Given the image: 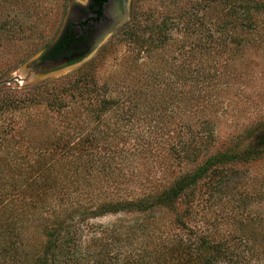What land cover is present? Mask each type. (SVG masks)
I'll list each match as a JSON object with an SVG mask.
<instances>
[{"label":"trees","instance_id":"obj_1","mask_svg":"<svg viewBox=\"0 0 264 264\" xmlns=\"http://www.w3.org/2000/svg\"><path fill=\"white\" fill-rule=\"evenodd\" d=\"M25 1L0 0L2 55L32 39L10 16ZM103 1H90L97 16ZM160 1L157 21L135 6L121 67L104 80L96 57L22 89L0 74V132L9 117L22 124L16 141L0 133V264H264V200L227 194L242 167L264 161V133L242 143L259 106L231 96L253 75L244 61L260 54L264 0ZM86 34L40 32L30 53L42 45L43 60L71 63ZM226 116L252 119L232 146L213 125ZM105 215L117 217L91 222Z\"/></svg>","mask_w":264,"mask_h":264},{"label":"rangeland","instance_id":"obj_2","mask_svg":"<svg viewBox=\"0 0 264 264\" xmlns=\"http://www.w3.org/2000/svg\"><path fill=\"white\" fill-rule=\"evenodd\" d=\"M162 2L167 4L168 0ZM88 3L89 0H26L24 3L19 5L20 7L18 6L14 10L12 9L13 11L11 12L10 16L16 14H18L16 15L17 17L24 16L23 20L21 18V22H23L22 24L28 28L27 32L31 34L29 37L32 39L28 40V43L19 45L17 44L16 46L11 47L9 51L4 52L3 55L0 52V74L3 76L2 79L6 82L7 86L10 85V88L17 87L18 89H22L40 82H29L30 77L26 76L27 72L21 71V67L25 62L38 57L44 51V49H39L42 47V45H38L35 48L38 50L30 53V49H32L34 45L36 46V44L33 43H35V41H39V33L42 32V36L45 35L43 39L48 41L56 39L65 28L67 22L78 19L79 15L77 14L80 10H85ZM126 3L129 4L128 20H126L119 27V29L109 35L106 38V41L94 54V56L90 58L92 59L96 57V61H99L97 68L98 73L100 74L101 78H103L102 80L107 78L110 74L113 75V69L121 67V63L118 62L120 60L119 56L127 52V45L121 41L123 36L121 32L125 24L130 21L131 13L133 15L135 6L140 8L143 7V9H149L156 21L162 16V14L166 13L165 9L163 10V8H165V4L161 3L160 0H126ZM113 9H115V17L121 19L124 12L120 6L119 0L115 1ZM261 29L264 30V23L262 24ZM256 50L260 53L259 55H257L258 53H253L251 55L252 60H249L246 57L244 61V63L253 64V75H249L245 71L243 82L241 84H236L232 88L233 92L231 94L237 104V107L242 106L246 109L249 103L259 106L256 108L257 110L255 112L250 114V116L253 117L254 115L257 120L259 119L260 122L258 121V124L260 125L256 129L255 134L253 133L252 136L245 134V138L242 141L244 145L261 141V139H263L264 133V40L259 44V46H257ZM28 53H30V56L27 58L24 57L25 55L27 56ZM116 55L118 59H114V56ZM101 56H103L102 59ZM88 61L73 67L72 69H68L62 74L51 76L46 79L63 76L77 69ZM229 106V113L230 111L232 113L235 108H231L232 106ZM225 108H227L226 103ZM229 113L227 112L226 115H229ZM10 120L15 123L12 131L5 133L6 128L4 127L7 126L6 122L3 127L4 132H0L1 134H15V131H17L18 127L22 126V124H20L19 116H16V118L9 117L7 121ZM251 121L252 119L249 117H241L239 121H236L233 116H226L221 121L214 123L213 125L220 139L225 141L224 145L232 146L235 140L231 139V136H234L236 132L241 131L247 125H250ZM16 138H18L17 133L13 139L16 141ZM219 145L220 143L218 141L215 147ZM209 151L211 152V147ZM230 173H232V171H230ZM230 180V191L227 194L229 195L228 198L231 200H237L240 198L237 196L240 195V192L251 194L252 199L254 200H264V161L254 162L246 167H242L241 171H238V175L234 177L232 176ZM200 199L203 200V197ZM116 217L117 215H105L103 217L93 219L91 222L104 224L114 221Z\"/></svg>","mask_w":264,"mask_h":264},{"label":"water","instance_id":"obj_3","mask_svg":"<svg viewBox=\"0 0 264 264\" xmlns=\"http://www.w3.org/2000/svg\"><path fill=\"white\" fill-rule=\"evenodd\" d=\"M124 14L121 19L114 18L112 22L105 25L101 33L96 37L92 48L88 53L79 59L73 57V62L69 63L67 58H60L57 60H42L41 55L25 62L21 71H26V76H29V82H38L51 76H56L72 69L82 63L88 61L98 51L100 46L106 41V38L115 32L119 27L129 18V4H125ZM44 52V51H43ZM42 52V53H43Z\"/></svg>","mask_w":264,"mask_h":264},{"label":"flooded vegetation","instance_id":"obj_4","mask_svg":"<svg viewBox=\"0 0 264 264\" xmlns=\"http://www.w3.org/2000/svg\"><path fill=\"white\" fill-rule=\"evenodd\" d=\"M90 1L91 0H89V3L85 10L79 11V13L77 14L79 15L78 19H72L73 21H69L65 25V27L70 25L72 28L81 33L84 31L87 32L86 37H89V43L86 53L90 51L96 37L101 33L102 26L104 27V25H108L115 18V9H113V6L116 0H104L102 2V12L100 16H97V14H95L91 10ZM119 2L121 8L124 11L126 0H119ZM41 58L43 60V53L41 54Z\"/></svg>","mask_w":264,"mask_h":264}]
</instances>
